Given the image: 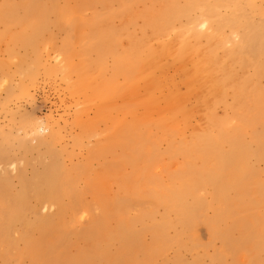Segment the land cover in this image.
<instances>
[{"label":"rangeland","instance_id":"rangeland-1","mask_svg":"<svg viewBox=\"0 0 264 264\" xmlns=\"http://www.w3.org/2000/svg\"><path fill=\"white\" fill-rule=\"evenodd\" d=\"M8 1L11 10L3 16L7 22H0V264H62L63 260L65 264H264V239L260 237L264 230V205L255 211L236 204L231 207L218 203L219 195L211 188L201 187L194 198H186L187 204L200 199L206 206L202 209L206 219L220 217L221 226L227 223L232 228V243L227 245L204 224L198 227L195 239L188 233L179 237L177 214L169 210L168 204H159L156 196L188 187L180 174L187 160L171 149L165 132L157 127L158 116L153 114L151 121L141 126L138 139L128 137L122 145L117 144L113 154L98 156V148L112 137L118 124L132 121L122 111L128 96L116 95L109 118L103 119L97 94H76L57 70L58 55L69 42L76 65H92L96 84L112 82L122 91L125 77L117 71L115 54L125 51L133 39L141 41L152 36L148 17L159 10V0H109L108 5L100 0H0V5ZM187 1L178 3L184 6ZM27 4L32 5L30 13ZM253 5L260 13L253 15L250 26L239 31L226 23L220 34L214 33L206 22L207 16L196 8L191 14L193 23L188 17L174 20L168 36L160 41L152 38L151 44L176 41L191 29L199 35L202 46L207 45L208 35L217 34L221 44L217 48L219 57L238 46L243 36L253 37V31L257 34L253 39L264 43V0H254ZM79 7L81 14L74 17L72 24L63 20V10ZM246 8L250 13V7ZM217 12L228 17L232 8L219 7ZM77 21L84 25L78 32ZM34 23L41 25L37 32L30 27ZM104 23L110 25L116 37L110 53L104 42L98 45L106 53L101 57L97 37L98 27ZM37 61L41 63L39 67ZM97 63L102 64L99 71ZM167 65L163 76L170 80L169 89L178 86L183 91L182 82L187 77L171 61ZM32 71L34 77L29 75ZM248 71L245 73L252 75L253 69ZM256 83L264 87V78ZM144 93L141 88L138 97L143 98ZM227 97L232 104L233 94ZM197 104V99L191 97L188 105L195 112L189 124L181 125L180 132L173 135L174 145L190 143L194 132L207 126L203 112L196 113ZM144 113L140 108L137 116ZM217 118L229 121L222 131L235 137L236 144L245 151L247 169L243 182L250 187L264 183V146L253 139L257 133L264 138L260 133L262 126L244 128L239 115L226 107L218 108ZM136 144L146 150L140 160L136 157ZM222 148L224 152L232 150L230 143H223ZM193 163L197 168L210 164L200 159ZM105 165L113 171L115 168L116 173L120 171L122 176L112 178L108 187H99L98 172ZM74 170L79 172L72 182L76 205L70 194L53 205L33 199L29 205L34 212L25 211L21 218L16 214L5 217L15 196L24 192V183L29 184L28 195L34 198L47 191V187L39 189L44 179L51 180V175L63 177ZM229 190L230 200H235L237 192L232 187ZM227 210H235L242 224L232 225L235 218L228 219ZM164 221L169 228L158 249L154 229ZM50 226L46 234L45 229ZM249 231L255 232L250 242Z\"/></svg>","mask_w":264,"mask_h":264},{"label":"bare ground","instance_id":"bare-ground-1","mask_svg":"<svg viewBox=\"0 0 264 264\" xmlns=\"http://www.w3.org/2000/svg\"><path fill=\"white\" fill-rule=\"evenodd\" d=\"M100 1L105 5L110 3L109 0ZM159 3H161L159 10L155 13L151 12L148 17L147 27L152 29V36L141 41L133 39L125 51L115 54L117 71L125 77L122 91H118L112 82L96 84L92 76L94 73L92 65L86 64V62L76 65L75 54L72 53L69 42L68 46H65L58 55L60 58L57 60V70L76 94L87 91V93L97 94V99L101 102L100 115L103 119L109 118V112L113 109L116 95L128 96L129 101L122 107V111L125 115H130L132 121L124 120L118 124L112 137L106 140L105 145L102 144L98 148V156L113 154L117 144L122 145L128 137L138 139L141 136L138 131L141 126L150 122L153 114L158 116L157 127L165 132V139L170 141L173 146L171 149L184 155L187 160L180 174L188 183L185 190L173 194L168 191L163 197L156 196L158 203L168 204L169 210L177 214L181 226L179 237L183 238V234L188 233L195 239L198 235V227L204 224L227 245H231L232 228L227 227V223L221 226L223 219L220 217L214 220L206 219L202 211L206 206L200 199L197 198L187 204L186 198L192 196L194 198L201 187H209L219 195L218 203H228L231 207H234L235 204L236 206L241 205L250 211H255L264 205V183H257L250 187L243 182L247 169L245 151L236 144L235 137L231 138L222 131V127L229 121L217 118L218 108L226 107L233 110L235 115H239L244 128L259 124L262 126L260 133L264 134V87L256 83L258 79L264 78V43H257V39H253L257 35L256 31H253V37L251 35L243 36L238 46L219 57L217 48L221 44L217 39L218 35L214 34H220L226 23L237 31L246 28L250 26L253 15L260 12L253 5L254 0H188L184 6L179 5L178 0H171L170 3L159 0ZM247 5L250 7V13L245 11ZM226 6L232 8V12L230 16L223 17L217 12V8ZM26 7L30 13L32 5L27 4ZM196 8L201 9L203 15L207 16L206 22L210 24V29L214 32L207 36L206 46L200 45L199 35L193 29L189 30V34L179 36L180 38L176 41H164L156 46L151 44L152 38L160 41L168 36L174 20L188 17L190 23H193L191 14ZM8 10H11L9 1L0 5V22L6 24L7 19L3 16L7 14ZM80 14L81 7L76 10L67 8L62 11V18L72 24L74 17L77 18ZM83 26L81 21H77V32ZM30 27L35 32L41 29V25L37 23ZM98 28L97 50L103 57L106 55L105 50L98 45L104 42L108 47L107 52L110 53V47L116 36L108 23H104L103 27L100 25ZM192 39L195 40V43L192 42ZM168 61L177 66L180 73L187 77L186 82L184 84L182 82L183 91L178 86L173 90L169 89L170 80L163 76ZM36 64L38 67L41 65L39 61ZM101 66L102 64L97 63L98 71L102 69ZM250 68L253 69V73L247 75L245 72ZM34 74L35 72L32 71L29 75L34 77ZM141 88L145 92L143 98L138 97ZM229 93L233 94L232 104L228 102L227 95ZM191 97L197 99L196 113L203 112L207 126L202 128L201 132L195 131L190 143L179 147L173 144V135L180 132L181 125L189 124L190 118L195 112V109L188 105ZM162 105H165V108H162ZM140 108L145 110L142 117L137 116ZM215 131H218L219 134L215 135ZM258 134L253 139L256 143L260 142L264 146V138H259ZM223 143H230L232 150L224 152ZM135 148L136 157L140 160L146 151L145 147L136 144ZM137 158L135 159L138 160ZM195 159L207 160L210 164L197 168L193 163ZM261 159L264 160V154ZM122 164L123 162L119 163L120 166ZM88 166L87 163L86 171L89 169ZM105 166L98 172L99 187H108V184L113 181L112 178L122 176L120 171L116 173L115 168L114 171L109 169L110 165ZM78 175L79 172L74 170L65 173L63 177H60L61 175L49 176L51 180L44 179V184L39 186V189L47 187V191L36 194L34 198L28 195L29 184L24 183V192L15 196L5 217L16 214L21 218V214L25 211L34 212L29 205L33 199H36L40 204L45 202L53 205L70 194L71 200L76 205L78 199L72 188V182L75 181L73 178H78ZM231 187L237 192L235 200L229 198ZM226 217L228 219L235 218L233 223L231 221L232 225L242 224L241 220L236 217L235 210H227ZM49 228L52 227L46 228L45 233ZM167 228H169V223L164 221L154 229L155 246L158 249H161L160 245ZM254 235V231L253 233L249 231L247 241H252ZM260 237L264 239V230ZM27 245L31 246V243H27ZM61 263L65 264V260Z\"/></svg>","mask_w":264,"mask_h":264}]
</instances>
